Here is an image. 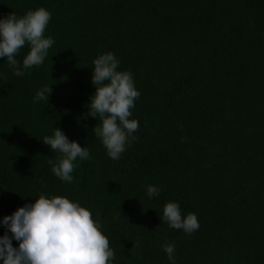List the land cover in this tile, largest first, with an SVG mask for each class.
<instances>
[{
  "label": "trees",
  "instance_id": "obj_1",
  "mask_svg": "<svg viewBox=\"0 0 264 264\" xmlns=\"http://www.w3.org/2000/svg\"><path fill=\"white\" fill-rule=\"evenodd\" d=\"M39 7L55 41L43 64L16 76L0 57V221L41 193L60 195L102 223L112 264H172L165 243L175 264H264V0H0V18ZM109 51L141 93L137 139L118 160L92 131L98 119L83 115L93 62ZM45 85L48 102H34ZM56 127L91 156L77 159L71 184L42 142ZM169 201L195 213L199 230L160 219Z\"/></svg>",
  "mask_w": 264,
  "mask_h": 264
},
{
  "label": "clouds",
  "instance_id": "obj_2",
  "mask_svg": "<svg viewBox=\"0 0 264 264\" xmlns=\"http://www.w3.org/2000/svg\"><path fill=\"white\" fill-rule=\"evenodd\" d=\"M50 19L51 13L44 7L28 10L23 16L10 13L0 18V57L7 59L14 75L23 76L24 69L43 64L55 43L53 37L44 35ZM26 43L30 50L21 67L16 56ZM93 63L92 84L96 90L90 96L88 112L83 115L98 119L92 131L100 138L107 155L118 160L127 146L137 139L134 133L140 124L130 117L141 93L135 87L131 71L118 70L120 61L113 52L100 54ZM51 92V86L45 85L33 98L34 102H48ZM42 142L60 154L55 161L50 159L49 164L55 176L66 183L73 182L77 159H91L87 147L70 140L58 127ZM160 191L155 185L147 187L150 198ZM160 219L189 235L200 227L196 214L182 216L179 203L174 201L164 205ZM0 223L7 229L0 236L3 264H112L115 259L109 238L102 231V223L93 218L89 208L66 196L49 197L41 193L34 203L18 207ZM13 239L19 242L18 247L13 245ZM163 247L168 259L175 264V245L165 243Z\"/></svg>",
  "mask_w": 264,
  "mask_h": 264
}]
</instances>
